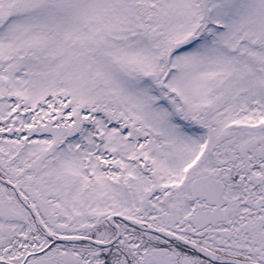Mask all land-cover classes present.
<instances>
[{
	"label": "snow or ice",
	"instance_id": "snow-or-ice-1",
	"mask_svg": "<svg viewBox=\"0 0 264 264\" xmlns=\"http://www.w3.org/2000/svg\"><path fill=\"white\" fill-rule=\"evenodd\" d=\"M0 264H264V0H0Z\"/></svg>",
	"mask_w": 264,
	"mask_h": 264
}]
</instances>
